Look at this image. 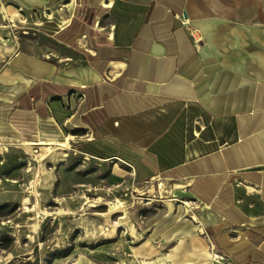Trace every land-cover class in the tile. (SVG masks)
Instances as JSON below:
<instances>
[{
	"label": "crops",
	"instance_id": "0c3cea01",
	"mask_svg": "<svg viewBox=\"0 0 264 264\" xmlns=\"http://www.w3.org/2000/svg\"><path fill=\"white\" fill-rule=\"evenodd\" d=\"M0 3V138L65 137L110 180L155 189L149 264L209 249V264H264V0ZM15 27L52 38L55 62Z\"/></svg>",
	"mask_w": 264,
	"mask_h": 264
},
{
	"label": "rangeland",
	"instance_id": "374dc122",
	"mask_svg": "<svg viewBox=\"0 0 264 264\" xmlns=\"http://www.w3.org/2000/svg\"><path fill=\"white\" fill-rule=\"evenodd\" d=\"M37 15L46 19L42 11ZM1 16L0 11V24ZM14 30L24 35L18 36L23 46L38 54L47 50L48 60L55 62L49 52L55 49L52 38ZM20 142L0 138V264H119L123 251L132 258L131 253L141 255L139 264H149L140 244L147 217L161 207L155 189L110 180L108 170H98L107 162L90 163L70 147L49 151L48 145ZM163 256V251L156 253L150 264H164ZM213 256L209 249L207 262L215 261Z\"/></svg>",
	"mask_w": 264,
	"mask_h": 264
},
{
	"label": "bare ground",
	"instance_id": "6f19581e",
	"mask_svg": "<svg viewBox=\"0 0 264 264\" xmlns=\"http://www.w3.org/2000/svg\"><path fill=\"white\" fill-rule=\"evenodd\" d=\"M0 10H1V13L3 14V17L5 18V19H7L8 21H12V19L8 16V14H7V12H6V9L4 8V6H2V7H0ZM39 141V140H38ZM45 142V141H44ZM23 146H27V145H32V144H35V142L34 143H32V142H23V143H21ZM38 144H43L44 145V143L42 142V141H39L38 142ZM46 145H48L47 146V149L50 151L51 149H54L55 147H57V148H60V149H62V150H64V151H67L68 149H69V145L70 144H68V140H67V138H65L64 137V139H62L61 141H49V142H47L46 143ZM52 151V150H51ZM139 194V193H138ZM117 203H118V205H121V202L118 200L117 201ZM94 204H91V206H93ZM95 206V205H94ZM116 206H117V204H116ZM124 214H125V211L123 212ZM124 216V215H123ZM202 233V232H201ZM212 256V255H211ZM214 257V256H213Z\"/></svg>",
	"mask_w": 264,
	"mask_h": 264
},
{
	"label": "built area",
	"instance_id": "2783aa9c",
	"mask_svg": "<svg viewBox=\"0 0 264 264\" xmlns=\"http://www.w3.org/2000/svg\"><path fill=\"white\" fill-rule=\"evenodd\" d=\"M215 259H219L220 257L217 254H213Z\"/></svg>",
	"mask_w": 264,
	"mask_h": 264
}]
</instances>
